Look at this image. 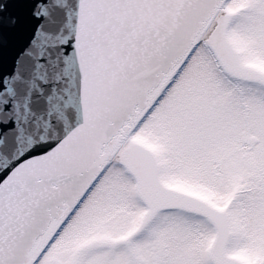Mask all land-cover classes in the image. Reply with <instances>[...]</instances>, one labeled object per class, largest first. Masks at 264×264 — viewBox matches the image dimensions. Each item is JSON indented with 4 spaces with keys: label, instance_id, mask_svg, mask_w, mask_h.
<instances>
[{
    "label": "snow or ice",
    "instance_id": "obj_1",
    "mask_svg": "<svg viewBox=\"0 0 264 264\" xmlns=\"http://www.w3.org/2000/svg\"><path fill=\"white\" fill-rule=\"evenodd\" d=\"M0 264H264V0H0Z\"/></svg>",
    "mask_w": 264,
    "mask_h": 264
}]
</instances>
